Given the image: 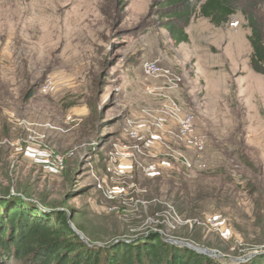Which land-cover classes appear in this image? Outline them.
I'll return each instance as SVG.
<instances>
[{
	"label": "rangeland",
	"instance_id": "obj_1",
	"mask_svg": "<svg viewBox=\"0 0 264 264\" xmlns=\"http://www.w3.org/2000/svg\"><path fill=\"white\" fill-rule=\"evenodd\" d=\"M157 2L0 0V196L67 216L91 249L160 234L217 264H253L264 77L248 21L196 14L175 46ZM254 13L264 27V0Z\"/></svg>",
	"mask_w": 264,
	"mask_h": 264
},
{
	"label": "trees",
	"instance_id": "obj_2",
	"mask_svg": "<svg viewBox=\"0 0 264 264\" xmlns=\"http://www.w3.org/2000/svg\"><path fill=\"white\" fill-rule=\"evenodd\" d=\"M256 1L158 0L156 12L175 46L189 43L186 29L196 14L221 27L238 12L244 13L251 30V68L264 77V27L254 13ZM118 3L124 5L125 0ZM144 242L113 251L91 249L71 229L67 216L46 218L21 198L0 199V264H217L205 254L171 246L160 234H151ZM253 264H264V258Z\"/></svg>",
	"mask_w": 264,
	"mask_h": 264
},
{
	"label": "built area",
	"instance_id": "obj_3",
	"mask_svg": "<svg viewBox=\"0 0 264 264\" xmlns=\"http://www.w3.org/2000/svg\"><path fill=\"white\" fill-rule=\"evenodd\" d=\"M238 25L239 23H235L234 27ZM144 67H145V72L148 73L149 75H156L159 72V68L154 63H147Z\"/></svg>",
	"mask_w": 264,
	"mask_h": 264
},
{
	"label": "water",
	"instance_id": "obj_4",
	"mask_svg": "<svg viewBox=\"0 0 264 264\" xmlns=\"http://www.w3.org/2000/svg\"><path fill=\"white\" fill-rule=\"evenodd\" d=\"M3 197H4V196H0V199L3 198ZM188 246H189V245H188ZM189 247H191V246H189ZM192 248H193L196 252H198L199 254L202 253V254H205V255H207V256L210 255V252L207 251V250H201V251H200L199 249H196V248H194V247H192Z\"/></svg>",
	"mask_w": 264,
	"mask_h": 264
}]
</instances>
